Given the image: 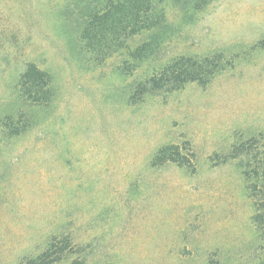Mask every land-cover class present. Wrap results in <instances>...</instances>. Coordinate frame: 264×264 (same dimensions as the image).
<instances>
[{
    "label": "rangeland",
    "instance_id": "obj_1",
    "mask_svg": "<svg viewBox=\"0 0 264 264\" xmlns=\"http://www.w3.org/2000/svg\"><path fill=\"white\" fill-rule=\"evenodd\" d=\"M78 2L0 0V264L53 239L75 246L61 264H264L249 159L230 158L264 144V0H162L161 23L106 56L79 40ZM180 56L224 69L133 96ZM31 63L46 104L22 92ZM169 146L190 166L156 164Z\"/></svg>",
    "mask_w": 264,
    "mask_h": 264
},
{
    "label": "trees",
    "instance_id": "obj_2",
    "mask_svg": "<svg viewBox=\"0 0 264 264\" xmlns=\"http://www.w3.org/2000/svg\"><path fill=\"white\" fill-rule=\"evenodd\" d=\"M193 1L196 8H202L210 0ZM160 2L162 0H80L76 4L79 40L88 50H101L106 52V56L112 49L116 51L121 48L128 38L157 27L161 23V17L156 13L155 7ZM217 58L221 59V56ZM219 61L211 60V57L200 61L190 57H177L147 79L133 96L142 99L146 93L174 92L189 83L208 86L224 69ZM50 82L49 75L31 63L21 76L20 86L31 103L46 104L50 100ZM244 157L249 159L244 166V175L249 182L248 189L256 209L252 222L264 234V144L260 146L252 138L234 146L230 158ZM185 160L179 146L164 147L155 158L156 164L173 162L189 167L190 163ZM74 249L71 242L53 239L46 251L22 264H61L68 261V255L74 253ZM79 260L75 259L71 264H80Z\"/></svg>",
    "mask_w": 264,
    "mask_h": 264
}]
</instances>
